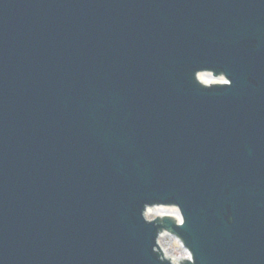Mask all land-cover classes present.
Instances as JSON below:
<instances>
[{
  "label": "water",
  "instance_id": "95a60500",
  "mask_svg": "<svg viewBox=\"0 0 264 264\" xmlns=\"http://www.w3.org/2000/svg\"><path fill=\"white\" fill-rule=\"evenodd\" d=\"M146 200L264 264V0H0V264H158Z\"/></svg>",
  "mask_w": 264,
  "mask_h": 264
},
{
  "label": "clouds",
  "instance_id": "9594fccd",
  "mask_svg": "<svg viewBox=\"0 0 264 264\" xmlns=\"http://www.w3.org/2000/svg\"><path fill=\"white\" fill-rule=\"evenodd\" d=\"M212 71L201 73L195 82L203 89L230 88L233 80L226 71L211 68ZM144 223L156 228L151 251L156 255L158 264H197L196 255L177 231L165 226V221H171L176 228L187 224V216L181 204L177 202L152 200L144 201L140 209ZM234 219V218H230Z\"/></svg>",
  "mask_w": 264,
  "mask_h": 264
}]
</instances>
